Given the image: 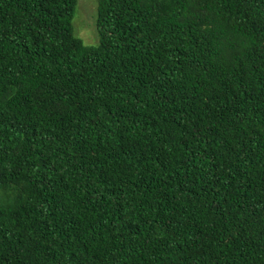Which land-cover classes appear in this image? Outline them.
<instances>
[{
	"label": "trees",
	"instance_id": "obj_1",
	"mask_svg": "<svg viewBox=\"0 0 264 264\" xmlns=\"http://www.w3.org/2000/svg\"><path fill=\"white\" fill-rule=\"evenodd\" d=\"M0 0V264H264V0Z\"/></svg>",
	"mask_w": 264,
	"mask_h": 264
},
{
	"label": "rangeland",
	"instance_id": "obj_2",
	"mask_svg": "<svg viewBox=\"0 0 264 264\" xmlns=\"http://www.w3.org/2000/svg\"><path fill=\"white\" fill-rule=\"evenodd\" d=\"M98 0H78L76 13L73 18V30L76 37L85 45L98 46L97 29Z\"/></svg>",
	"mask_w": 264,
	"mask_h": 264
}]
</instances>
